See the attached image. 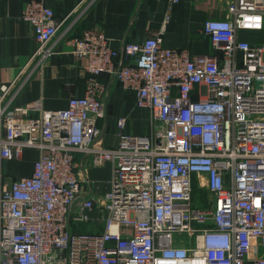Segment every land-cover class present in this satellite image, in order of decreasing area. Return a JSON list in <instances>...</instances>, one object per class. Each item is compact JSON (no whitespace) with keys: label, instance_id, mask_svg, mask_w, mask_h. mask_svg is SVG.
I'll use <instances>...</instances> for the list:
<instances>
[{"label":"built area","instance_id":"1","mask_svg":"<svg viewBox=\"0 0 264 264\" xmlns=\"http://www.w3.org/2000/svg\"><path fill=\"white\" fill-rule=\"evenodd\" d=\"M95 1L60 20L43 0L23 9L36 49L0 83V264H264V42L240 38L264 30V0H234L229 17L207 20L208 55L165 47L163 31L120 48L101 30L69 38ZM62 39L84 62V96L62 110L16 106ZM104 75L148 110L147 134H126L120 118L118 145L103 144ZM29 149L39 152L31 175L5 178L3 163ZM108 162L105 194L88 191L89 170ZM195 178L206 206L194 202ZM92 222L103 229H74Z\"/></svg>","mask_w":264,"mask_h":264},{"label":"crops","instance_id":"2","mask_svg":"<svg viewBox=\"0 0 264 264\" xmlns=\"http://www.w3.org/2000/svg\"><path fill=\"white\" fill-rule=\"evenodd\" d=\"M30 0H0V83H10L25 67L36 49L33 27L22 20V12ZM51 7L57 19H63L84 0H43ZM234 0H180L171 4L170 0H96L90 9L75 23L69 38L81 37L89 30L103 31L114 46L141 44L148 37L163 31V45L172 49H184L190 55H208L212 52L211 39L203 33L207 20L226 19L229 6ZM81 4V5H82ZM240 38L253 44L264 42V30L240 31ZM56 54L43 68L34 69L26 87L16 96L14 104L25 106L39 102L45 110L66 109L72 97H82L86 90L87 75L84 62L73 52V47L62 39L56 47ZM123 63H126L123 60ZM102 80L108 85L106 114L98 120V128L106 147H115L124 131L129 135L148 133L147 109L138 108L134 93L126 91L114 83L111 77L104 75ZM31 116L36 117L33 112ZM126 119L125 129L118 127V120ZM39 152L34 149L25 151L26 172L33 171ZM84 154H77L76 161L86 162ZM5 167L10 170L5 174ZM14 168L10 161L3 163L2 172L8 179ZM23 169L18 165V170ZM89 177L95 187H87L94 194L103 195L112 179V165L91 168ZM193 185L199 189L195 178ZM98 213L92 218L97 220ZM77 231L94 232L103 229L100 223H84L74 227ZM264 256V254H261Z\"/></svg>","mask_w":264,"mask_h":264},{"label":"rangeland","instance_id":"3","mask_svg":"<svg viewBox=\"0 0 264 264\" xmlns=\"http://www.w3.org/2000/svg\"><path fill=\"white\" fill-rule=\"evenodd\" d=\"M27 160L21 159V160H14L10 161L11 166L14 168L12 171V176L10 177H15L17 178L18 176H22L25 174L27 171L25 168L28 164H25ZM18 165L23 167V169L18 170ZM9 168L5 167V174L9 172ZM5 178H8L7 175H4ZM211 201V195L207 192L205 188H199L195 185L194 186V202L199 205V206H206L210 203ZM260 254H264V251L261 249Z\"/></svg>","mask_w":264,"mask_h":264}]
</instances>
